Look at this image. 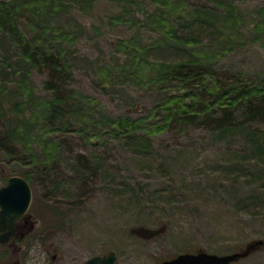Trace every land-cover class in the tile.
<instances>
[{"label": "rangeland", "instance_id": "obj_1", "mask_svg": "<svg viewBox=\"0 0 264 264\" xmlns=\"http://www.w3.org/2000/svg\"><path fill=\"white\" fill-rule=\"evenodd\" d=\"M16 1L28 5L17 21L26 39L48 38L58 27L66 32L72 89L96 99L93 106L109 117L159 122L163 111L157 105L175 91L141 86L117 73L103 84L97 67L124 63L121 41L153 46L146 54L152 61L201 56L221 79L264 77V0H178L186 18L202 7L210 13L204 22L169 19L177 34H193L189 44L165 39L163 25L150 23L149 15L161 9L155 0ZM229 11L235 21L224 19ZM18 62L0 33V139L12 141L0 147V169L7 177L34 173L31 212L53 224L56 249H81L87 258L114 253V264H160L182 253L228 255L264 240V122L255 136L172 122L134 143L108 130L98 140L92 130L41 135L38 121L24 134L18 130L32 111L39 115L31 99L46 96L48 74ZM43 140L58 141V152L45 155ZM252 143L263 144L262 151ZM139 229L159 233L143 237ZM231 264H264V246Z\"/></svg>", "mask_w": 264, "mask_h": 264}, {"label": "trees", "instance_id": "obj_2", "mask_svg": "<svg viewBox=\"0 0 264 264\" xmlns=\"http://www.w3.org/2000/svg\"><path fill=\"white\" fill-rule=\"evenodd\" d=\"M155 1L161 9L154 15H149L150 23L163 25L167 36L164 38L173 43H190L194 42L195 38H192V33H186V36L177 34L176 29L169 24L170 18L172 21L184 19L191 22H204L209 18V11L203 7L200 9L194 7L198 10L186 18V10L178 0ZM179 2L186 7L183 1ZM38 3L33 7L38 6ZM24 5L27 4L18 5L16 0L0 1V33L11 41L19 58L18 65L29 70L36 68L45 70L48 77L44 82L46 96L31 99L39 115L32 111L24 122L26 125L21 126L18 132L27 134L29 126L33 125L31 121H38L43 125L41 135L46 133L63 135L68 132L87 135V132L92 130L91 137L98 140L102 138V132L108 130L113 138L133 143L136 139L146 141V136L162 133L172 122H178L180 125L207 124L210 130L225 133L246 130L251 136L259 132L258 125L264 122V77L249 79L235 74L221 79L214 76L213 67L203 62L201 56L176 62L152 61L146 54L153 46L140 47L135 41L118 42L117 46L124 52L126 59L116 68L108 64L98 66L96 72L99 80L104 84L117 73L118 77L127 76L130 81L141 86L147 84L160 90L174 88L175 91H170L168 97L157 105V108L163 111V118L159 122L150 125L145 119L128 116L109 117L93 106L96 99L87 95L82 96L72 89V67L63 47L64 41L68 39L65 31L58 27L48 38L39 35L40 40H28L24 37L17 23L20 14L24 12ZM224 19L235 21L230 11L225 14ZM42 30V33H45L47 28L43 27ZM48 33L50 34V31ZM21 88L23 94H26V86ZM76 119H81V122ZM11 142L8 140V143H5L4 139H0V147L5 150L6 144ZM41 144V150L45 155H53L58 152L60 143L43 140ZM252 144L254 151H262L263 144ZM144 150L147 148L144 147ZM10 153L8 151V154ZM43 166L45 168V165ZM28 173L26 177L32 180L34 173L32 171Z\"/></svg>", "mask_w": 264, "mask_h": 264}, {"label": "flooded vegetation", "instance_id": "obj_3", "mask_svg": "<svg viewBox=\"0 0 264 264\" xmlns=\"http://www.w3.org/2000/svg\"><path fill=\"white\" fill-rule=\"evenodd\" d=\"M0 175L4 180L0 188L7 185L10 177L19 176L29 184L32 195L30 205L24 214L15 217L0 216V264H87L95 257L103 259L110 254L87 258L81 249H69L64 252L62 248L56 249L53 224H44L40 217L34 216L31 212L33 201L31 180L22 174L7 177L5 169H0ZM114 262L115 259L112 264ZM95 264H101V260Z\"/></svg>", "mask_w": 264, "mask_h": 264}, {"label": "water", "instance_id": "obj_4", "mask_svg": "<svg viewBox=\"0 0 264 264\" xmlns=\"http://www.w3.org/2000/svg\"><path fill=\"white\" fill-rule=\"evenodd\" d=\"M31 196L30 186L23 178L19 176L10 177L7 185L0 188V216L15 217L24 214L30 205ZM138 233L143 237H152L158 234L159 230L139 229ZM262 246H264V240L259 239L248 243L241 252L228 255H216L204 251L182 253L172 259L162 261L160 264H231L247 257ZM114 259V253H110L103 259L95 257L87 264H95L99 260H101V264H112Z\"/></svg>", "mask_w": 264, "mask_h": 264}]
</instances>
